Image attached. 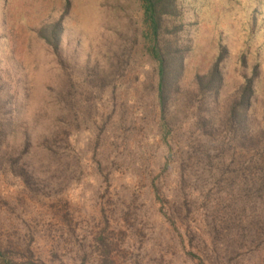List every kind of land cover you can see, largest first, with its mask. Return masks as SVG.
I'll list each match as a JSON object with an SVG mask.
<instances>
[{"label": "rangeland", "instance_id": "374dc122", "mask_svg": "<svg viewBox=\"0 0 264 264\" xmlns=\"http://www.w3.org/2000/svg\"><path fill=\"white\" fill-rule=\"evenodd\" d=\"M177 5L163 107L141 0H0V264H264V0Z\"/></svg>", "mask_w": 264, "mask_h": 264}, {"label": "trees", "instance_id": "16d2710c", "mask_svg": "<svg viewBox=\"0 0 264 264\" xmlns=\"http://www.w3.org/2000/svg\"><path fill=\"white\" fill-rule=\"evenodd\" d=\"M145 6L146 21L150 26L152 34L151 55L158 65L159 97L163 107H166L171 92L178 89L180 79L184 73L185 55L180 49L174 48L169 39L165 38L170 34V27H165L169 19L178 14L177 0H141ZM180 28V26H178ZM175 28L172 31H177ZM164 37V39H163ZM219 64L211 75V84L219 82ZM210 79V80H211ZM248 88V87H247ZM101 242V241H100ZM4 264H24L6 263ZM30 264H44L43 262L31 261Z\"/></svg>", "mask_w": 264, "mask_h": 264}]
</instances>
